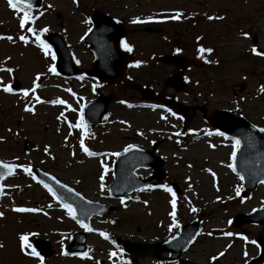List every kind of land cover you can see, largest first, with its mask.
Masks as SVG:
<instances>
[{
    "label": "rangeland",
    "instance_id": "rangeland-1",
    "mask_svg": "<svg viewBox=\"0 0 264 264\" xmlns=\"http://www.w3.org/2000/svg\"><path fill=\"white\" fill-rule=\"evenodd\" d=\"M96 10L111 11L124 21L129 40L142 48L139 68L129 70L135 79L130 75L123 85H96L55 72L54 51L45 35L61 34L72 55L87 67L92 53L83 38ZM189 14L196 18L185 20ZM256 33L264 49V0H44L41 7L23 13L12 0H0V160L18 166L3 185L0 264H132L117 236L139 243L159 241L192 220H199L203 231L185 258L242 264L257 255L256 239L264 235L263 227H236L232 218L264 206V184L241 197L243 181L233 164L236 146L199 132L200 112L192 124L194 133L179 141L172 133L181 129L180 121L146 102L148 89L142 88L158 91L177 67L162 63L153 70L145 59L149 47L161 53L178 46L201 80L189 88L214 93V99L222 100L218 106H252L255 120L254 114L264 115V57L252 52ZM196 37H202L199 46ZM15 78L21 82L19 91L10 87ZM110 91L118 97L106 124L89 134L85 122H79L82 106L98 92ZM172 93L163 89L159 98L167 100ZM49 99L50 104L44 103ZM26 138L34 148L25 149ZM154 141L160 142L156 150ZM132 145L164 159L163 178L169 184L115 197L109 185L116 154ZM31 167L116 210L94 216L91 228L85 229L72 209L28 172ZM152 173L153 168L138 170L143 178ZM83 230L88 252L65 253L71 234ZM38 241L53 254L43 255L45 245ZM139 264L175 263L147 256Z\"/></svg>",
    "mask_w": 264,
    "mask_h": 264
},
{
    "label": "water",
    "instance_id": "water-1",
    "mask_svg": "<svg viewBox=\"0 0 264 264\" xmlns=\"http://www.w3.org/2000/svg\"><path fill=\"white\" fill-rule=\"evenodd\" d=\"M20 1L27 6H38L42 2V0ZM92 21L94 25L88 33L85 42L94 50L97 60L93 69L88 74L98 78L102 82L117 83L125 78L126 64L130 60L117 46L118 40L125 35L124 27L122 23L100 12H96L92 16ZM47 39L56 49L59 71L67 75L77 74L78 71L75 68L62 36L57 33H51ZM256 41V36H254V43ZM254 52L264 55V51L257 47L254 49ZM182 60L183 58L180 56L163 57V61L168 63H180ZM13 87L19 89L20 83L15 81ZM144 92V97L151 98L150 90H145ZM115 96V94L109 96L104 95L87 105L86 116L91 124L96 125L101 121L102 115L107 111L109 103ZM211 121L221 129L229 131L231 135L237 137L240 141V153L236 161V168L244 178L245 187L254 189L259 182H264V133L262 135L254 132L252 134L238 133L236 129L239 128V125L243 128L242 130L255 128L246 119L243 121L245 125H242V119L226 121L218 117L211 119ZM159 143L156 142L154 144V149L157 148ZM25 146L26 148H30L33 147V144L27 140ZM163 164L164 160L157 157L153 151L136 146L130 147L125 153L120 154L116 161L115 180L111 185L112 193L116 196H126L128 193L139 188L160 184L164 176V172L161 170ZM140 167H154L155 173L149 179H141L136 173V170ZM14 171L15 165L0 161V198L3 191V180L14 173ZM33 171L42 180L47 182L63 200L71 203L81 214L84 223L88 226L90 225L89 220L93 214L104 215L115 210L113 206L93 203L84 199L82 195L76 193L70 187L61 184L54 177L41 170L33 169ZM233 222L236 226L247 222L264 224V207L250 214L239 213L233 219ZM199 232L200 226L197 223H192L183 226L180 233L170 240L159 243L125 241L124 248L130 253L135 264H138V258L145 257L149 253L155 258H164L162 256V252L164 251L170 252V257L166 258L168 260L179 259L180 264H194L180 257L182 251L194 241ZM84 239V233L75 234L73 236V244L67 249L71 251L87 250ZM258 242L262 246L260 255L251 259L246 264H262L264 262V236H259Z\"/></svg>",
    "mask_w": 264,
    "mask_h": 264
},
{
    "label": "flooded vegetation",
    "instance_id": "flooded-vegetation-1",
    "mask_svg": "<svg viewBox=\"0 0 264 264\" xmlns=\"http://www.w3.org/2000/svg\"><path fill=\"white\" fill-rule=\"evenodd\" d=\"M105 12L108 13L109 15H113V13L111 11L105 10ZM173 49L180 50L181 51L180 53H178V52H176V53L182 55L183 50L179 49L177 47H175V48L172 47V48H170L169 51H164L161 53H159L158 49L155 48L154 46L149 47V51L147 52V53H149V55L147 58H145L148 61H150L148 66H151V68L154 70L155 68H157L156 65H158V66L162 65V63L160 62L161 55L170 54V53H172ZM125 50L131 54H135L136 56H138V55H141L142 48L140 47L139 43L131 41V42L127 43ZM140 59L141 58L137 57L138 61ZM92 60H93V55H92ZM90 64H91V62H90ZM90 64H88V65H90ZM190 66L191 65H189L185 68H180L179 66L176 67V65H174V67H176V70L170 72V74H169V76L175 75V76H181L182 77V79L184 81V89L182 91H178V89H176L174 87L168 88V87L164 86V87H159L157 94H156L159 98L160 94H161V90L164 89V91H167L169 89V90H171V92L173 91V93L167 96L168 99L165 100L164 98H160V99L165 101V103L167 104L169 109L171 108L174 110L173 105H175L177 102H181L187 107V110L193 111V113H191V114H188V113L186 114L187 119L189 120V123L187 125L188 131H189V129H191L193 127L192 124L194 122V118L196 117V113L200 112L202 125L205 128L209 129V132L206 134L225 136V134L222 133L219 129L211 127V125L208 121V117H210L215 111H219V110L229 111L231 114H233L235 116L246 117L248 120H250L251 122H253L257 126L264 127V115L261 114V116L259 117V116L254 114L255 120L251 118V116H253L251 113L255 111L254 107L251 106V107L247 108L241 104H234V107H230V106L222 107L221 105L218 106L217 104L221 103L222 100L214 99L213 98L214 93L212 94L208 91L203 93L202 91L195 90L194 86H198L199 84H201V80L194 75L193 70ZM141 67H142V65H141ZM137 68H139V66ZM164 68H166V67H164ZM166 69H168V68H166ZM191 84L194 86L192 88H189ZM178 118H179L181 125H182L183 121H182L181 117L178 116ZM188 134H189V132L180 133L179 136H180V138H186L188 136ZM232 142L235 143L234 140H232Z\"/></svg>",
    "mask_w": 264,
    "mask_h": 264
},
{
    "label": "bare ground",
    "instance_id": "bare-ground-1",
    "mask_svg": "<svg viewBox=\"0 0 264 264\" xmlns=\"http://www.w3.org/2000/svg\"><path fill=\"white\" fill-rule=\"evenodd\" d=\"M44 103H46V104H50V103H51V100H50V99H49V100H45ZM52 254H53V253L51 252V253L49 254V256L52 255Z\"/></svg>",
    "mask_w": 264,
    "mask_h": 264
}]
</instances>
